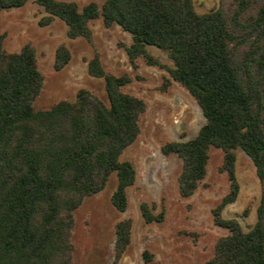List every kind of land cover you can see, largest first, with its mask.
I'll return each mask as SVG.
<instances>
[{"label": "trees", "instance_id": "1", "mask_svg": "<svg viewBox=\"0 0 264 264\" xmlns=\"http://www.w3.org/2000/svg\"><path fill=\"white\" fill-rule=\"evenodd\" d=\"M27 1L0 0V12ZM36 1L48 13L41 24L58 17L70 38L92 40L90 21L99 17L106 26L121 25L133 38L126 50L135 68L143 57L169 72L164 90L173 79L188 89L206 122L195 137L168 140L161 149L182 160L183 197L192 196L206 177L210 149L224 151L221 170L230 187L213 217L229 232L217 240L206 264H264V0H226L207 12H199L194 0H105L82 7L71 0ZM3 41L0 34V264H73L75 211L102 191L114 172L112 203L121 211L128 208L137 171L121 157L141 133L147 102L122 89L132 80L128 73L106 70L95 53L87 60L88 71L104 78L108 102L81 88L75 100L36 109L44 75L35 47L26 43L12 52ZM149 45L165 51L173 65ZM71 58L70 48L59 44L55 68H64ZM237 148L253 160L262 189L257 219L248 230L237 218L224 216L241 190ZM141 212L148 223L165 216L147 202ZM132 229L131 217L116 223L115 263L127 251ZM144 257L152 255L145 250Z\"/></svg>", "mask_w": 264, "mask_h": 264}, {"label": "rangeland", "instance_id": "2", "mask_svg": "<svg viewBox=\"0 0 264 264\" xmlns=\"http://www.w3.org/2000/svg\"><path fill=\"white\" fill-rule=\"evenodd\" d=\"M71 1L82 7L91 1L101 5L105 0ZM194 1L199 12H207L226 0ZM47 14L36 0L0 12L4 48L13 52L26 43L35 47L38 66L44 75L42 90L33 103L36 109L49 108L63 99L75 100L81 88L108 102L104 78L88 71L87 60L95 53L100 55L106 70L117 75L128 73L132 80L122 89L147 102V110L141 117V133L121 157L130 160L137 171L136 182L128 189V208L121 211L112 203L117 186L114 172L107 186L86 197L75 211L73 264H206L215 253L217 240L229 232L217 225L213 217V208L230 187L227 172L221 170L224 151L217 147L210 149L206 177L192 196L183 197L178 185L182 160L175 153L165 155L161 149L168 140H187L198 134L206 118L197 100L174 79L164 90L169 72L149 64L143 57L135 68L126 50L133 38L121 25L106 26L99 17L90 21L92 40L70 38L68 25L58 17L47 25L41 24ZM61 43L70 48L72 58L57 70L56 49ZM148 48L173 65L165 51L153 45ZM236 153L241 190L238 199L225 208L224 216L237 218L248 230L257 219L261 182L251 157L242 148H237ZM142 202H147L155 214L164 210L163 221L146 222L141 212ZM127 217L133 218L131 243L123 258L115 263L116 223ZM145 250L152 255L150 260L144 257Z\"/></svg>", "mask_w": 264, "mask_h": 264}]
</instances>
